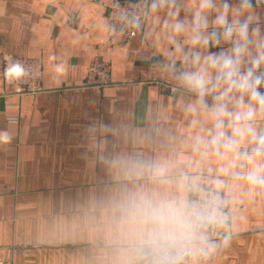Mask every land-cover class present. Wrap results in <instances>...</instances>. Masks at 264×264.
Returning a JSON list of instances; mask_svg holds the SVG:
<instances>
[{"label":"clouds","instance_id":"9594fccd","mask_svg":"<svg viewBox=\"0 0 264 264\" xmlns=\"http://www.w3.org/2000/svg\"><path fill=\"white\" fill-rule=\"evenodd\" d=\"M117 7L121 31L158 41L155 66L174 81L191 130L180 143L195 163L175 154L176 137L158 118L146 117L143 127L125 118L92 121L82 158L107 181L93 215L118 264H209L233 239V187L264 192V0H139L128 7L117 0ZM27 75L19 61L4 70L9 83ZM12 140L0 130V148Z\"/></svg>","mask_w":264,"mask_h":264},{"label":"crops","instance_id":"0c3cea01","mask_svg":"<svg viewBox=\"0 0 264 264\" xmlns=\"http://www.w3.org/2000/svg\"><path fill=\"white\" fill-rule=\"evenodd\" d=\"M258 11L264 20V7ZM159 48L142 32L127 46L111 45L106 11L96 0H0V130L13 134L0 148V260L118 264L116 247L93 215L106 177L82 158L84 129L94 120L125 118L143 127L146 117L158 118L176 137L175 154L195 163L180 143L191 130L179 94L147 80L150 61L162 58ZM6 56L42 63L40 91L13 92L3 77ZM96 56L110 63V84L85 86ZM60 65L63 74L56 72ZM12 115L19 120L9 121ZM232 195L233 239L211 264H264V192L249 193L241 182Z\"/></svg>","mask_w":264,"mask_h":264},{"label":"built area","instance_id":"2783aa9c","mask_svg":"<svg viewBox=\"0 0 264 264\" xmlns=\"http://www.w3.org/2000/svg\"><path fill=\"white\" fill-rule=\"evenodd\" d=\"M105 11L108 21L109 30V42L113 46L124 47L127 46L138 33H132L129 30L121 31V25L118 20L120 8L117 7V0H96ZM236 3L237 0H232ZM255 3V0H253ZM118 3L122 7H128L129 5L138 4L139 0H118ZM115 27V31H113ZM162 58H155L150 61L147 66V80L156 85L164 87L170 94H175L173 89L174 81L168 76L161 72L155 65L157 61ZM19 61L25 68L28 75L19 81L9 83L5 76V68L13 62ZM179 66V65H178ZM43 66L38 59L18 57V56H6L3 61V77L12 86L13 92L17 94H30L40 91L41 77H42ZM111 65L110 63L99 57H94L87 70V76L85 80V86L89 87H103L110 84L111 77ZM9 121L17 122L19 117L16 115L9 116ZM212 263V260L209 264ZM0 264H13L12 262L0 260Z\"/></svg>","mask_w":264,"mask_h":264},{"label":"rangeland","instance_id":"374dc122","mask_svg":"<svg viewBox=\"0 0 264 264\" xmlns=\"http://www.w3.org/2000/svg\"><path fill=\"white\" fill-rule=\"evenodd\" d=\"M40 88H41V85H40Z\"/></svg>","mask_w":264,"mask_h":264}]
</instances>
